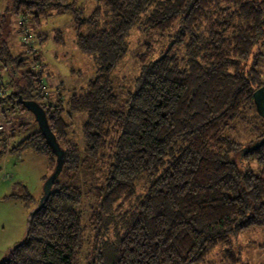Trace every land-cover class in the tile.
<instances>
[{
  "label": "trees",
  "instance_id": "trees-1",
  "mask_svg": "<svg viewBox=\"0 0 264 264\" xmlns=\"http://www.w3.org/2000/svg\"><path fill=\"white\" fill-rule=\"evenodd\" d=\"M95 2L87 18L69 0H12L7 9L20 18L23 36L19 54L0 36V76L7 70L12 78L0 99L10 123L0 133V156L26 126L14 122L6 106L27 111L23 101L34 100L65 158L49 198L41 206L37 201L29 217L26 238L0 264H104L107 256L112 264H200L217 246H231L232 236L264 227V143L250 149L264 139V121L247 146L227 135L256 108L254 93L264 88V0ZM68 13L79 50L96 55L99 68L85 88L51 103L44 93L46 65L33 41L42 45L48 37L31 27ZM134 29L169 34L167 43H185V57L171 56V49L156 59L152 50L139 56L134 90L119 106L112 75ZM53 39L64 42L61 31ZM29 63L36 68L26 69ZM80 114L87 116L83 149L66 120ZM26 150L46 158V181L57 157L40 129L9 149ZM86 165L93 167L90 213L83 190L60 180L76 179ZM132 201L117 248L108 255L87 249L88 234L102 241Z\"/></svg>",
  "mask_w": 264,
  "mask_h": 264
},
{
  "label": "rangeland",
  "instance_id": "rangeland-1",
  "mask_svg": "<svg viewBox=\"0 0 264 264\" xmlns=\"http://www.w3.org/2000/svg\"><path fill=\"white\" fill-rule=\"evenodd\" d=\"M11 1L0 0V36L5 34L13 53L19 54L22 51L23 36L19 33L21 21L19 17L7 12ZM73 1L76 2L77 7L83 9V18L90 16L96 7L95 0H69V2ZM74 20L72 13L52 14L42 21L39 28L31 27L35 32L43 33L48 37L42 45L33 41L36 44L34 50L40 53L46 65L47 75L43 79L44 93L48 97L47 101L51 103H56L59 98L66 101L73 93L85 88L96 76L99 68L96 55L83 54L79 50L76 44ZM56 31H61L63 34L64 42L61 44L55 43L53 39ZM168 36L169 34L143 29H134L131 32L128 39V53L112 75L113 92L118 97L119 106L125 104L129 92L134 90V80L140 73L139 56L152 50V59H156L163 51L165 53L171 49V56L178 59L185 57V43L176 45L172 42L167 43ZM261 49L264 52V41ZM32 68L36 67L31 63L26 65V69ZM262 70L264 72V58ZM11 79L9 72L5 70L4 80L10 82ZM9 107L10 105H7L6 109L12 120L17 124L24 122L26 126L16 133L11 139L10 146H7L8 150L2 152L0 156V263L7 259L10 250L25 238L29 217L38 208L37 201H41L44 196L46 182L44 177L48 168L46 158L32 151H21L20 154L9 151L12 146L40 129L31 112L18 109L11 111ZM246 117L244 121H236L227 135L247 146L257 134L254 132L255 126L261 127L264 118L257 107L247 111ZM86 118L85 114L66 115V120L72 124L71 137L78 143L80 149L85 146L82 126ZM90 164L94 165L93 162ZM87 166L76 179L71 180L62 175L60 180L62 183L78 186L83 190L85 194L83 209L90 213L95 202L91 195H87V191L92 187L93 167ZM252 167L256 172L259 171L257 163H253ZM28 195L33 197V202L26 197ZM134 203L135 201L129 203L117 218L111 220L112 228L105 233L102 241L98 239L93 241L89 233L85 247L87 249L92 247L94 252L104 251L107 255L116 249L118 245L116 234L121 233V227L125 223L124 217L129 215ZM230 240L231 246H217L200 264H264V227L239 233ZM112 262L113 260L107 256L104 264H112Z\"/></svg>",
  "mask_w": 264,
  "mask_h": 264
},
{
  "label": "water",
  "instance_id": "water-1",
  "mask_svg": "<svg viewBox=\"0 0 264 264\" xmlns=\"http://www.w3.org/2000/svg\"><path fill=\"white\" fill-rule=\"evenodd\" d=\"M254 102L261 116L264 118V88H260L254 93ZM23 106L27 111L31 112L35 116L36 122L38 123L39 128H40V131L46 138L48 145L50 146L53 153L57 157L56 168L54 172L52 173V175L45 182L44 196L42 200L40 201V205H39L41 206L43 202L49 198L53 184L63 169L65 152L61 148L60 144L57 141L55 134L50 128V125L47 119V114L44 108L38 102L34 100L23 101ZM262 143H264V139H262L260 143L253 145L250 149L258 148ZM250 149H245V150L247 151Z\"/></svg>",
  "mask_w": 264,
  "mask_h": 264
},
{
  "label": "built area",
  "instance_id": "built-area-1",
  "mask_svg": "<svg viewBox=\"0 0 264 264\" xmlns=\"http://www.w3.org/2000/svg\"><path fill=\"white\" fill-rule=\"evenodd\" d=\"M25 43H28L27 38L23 39ZM6 95L5 80L0 76V99ZM10 123L5 120V116L2 110H0V133H4L9 130Z\"/></svg>",
  "mask_w": 264,
  "mask_h": 264
}]
</instances>
